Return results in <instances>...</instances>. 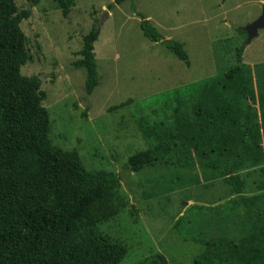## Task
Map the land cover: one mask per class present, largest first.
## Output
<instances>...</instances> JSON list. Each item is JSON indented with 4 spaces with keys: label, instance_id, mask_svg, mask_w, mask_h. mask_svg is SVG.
<instances>
[{
    "label": "trees",
    "instance_id": "16d2710c",
    "mask_svg": "<svg viewBox=\"0 0 264 264\" xmlns=\"http://www.w3.org/2000/svg\"><path fill=\"white\" fill-rule=\"evenodd\" d=\"M51 1L64 16L75 5ZM124 1L114 0L109 8ZM39 2L29 0V8L20 10L16 0H0V264H119L126 247L106 236L100 224L119 212L113 199L120 175L89 169L77 148L52 143L41 77L22 73L31 54L21 22ZM138 15L147 38L163 41L190 64L183 42L165 40ZM99 35L94 25L74 62L86 69L88 94L100 80L94 52ZM244 49L238 48L239 57ZM149 101L135 111L148 148L131 155L124 168L140 172L164 163L223 177L235 196L216 207L189 206L175 228L184 240L201 245L194 264H264V193L246 195L239 173L264 163V83L256 90L251 66L238 62L221 76ZM139 264L169 261L158 254Z\"/></svg>",
    "mask_w": 264,
    "mask_h": 264
},
{
    "label": "rangeland",
    "instance_id": "374dc122",
    "mask_svg": "<svg viewBox=\"0 0 264 264\" xmlns=\"http://www.w3.org/2000/svg\"><path fill=\"white\" fill-rule=\"evenodd\" d=\"M112 2L75 0L64 16L54 2L40 0L32 16L21 22L31 54L22 73L41 77L52 143L77 148L89 169L120 175L113 199L119 212L100 224L106 236L126 247L119 264L147 263L158 254L169 264H194L202 247L181 237L177 220L193 204L216 207L235 194L223 177L201 167L187 170L159 163L140 172L125 169L131 155L148 148L135 111L157 95L221 76L238 62L251 66L259 90L264 83V29L248 42L240 28L245 30L262 14L264 0H126L109 8ZM16 3L20 10L30 4ZM138 13L165 40L183 42L190 64L163 41L147 38ZM94 25L100 27L94 44L100 80L88 94L86 69L74 62ZM128 99L133 102L113 109ZM263 170L264 163L239 171L246 195L264 193Z\"/></svg>",
    "mask_w": 264,
    "mask_h": 264
},
{
    "label": "water",
    "instance_id": "95a60500",
    "mask_svg": "<svg viewBox=\"0 0 264 264\" xmlns=\"http://www.w3.org/2000/svg\"><path fill=\"white\" fill-rule=\"evenodd\" d=\"M261 29H264V5L262 14L245 28L248 37L247 41L250 42L256 37Z\"/></svg>",
    "mask_w": 264,
    "mask_h": 264
},
{
    "label": "crops",
    "instance_id": "0c3cea01",
    "mask_svg": "<svg viewBox=\"0 0 264 264\" xmlns=\"http://www.w3.org/2000/svg\"><path fill=\"white\" fill-rule=\"evenodd\" d=\"M222 215V214H221Z\"/></svg>",
    "mask_w": 264,
    "mask_h": 264
}]
</instances>
